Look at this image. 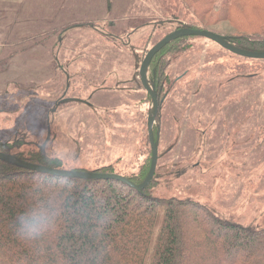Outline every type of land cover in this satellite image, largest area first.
I'll return each instance as SVG.
<instances>
[{"label":"rangeland","instance_id":"rangeland-1","mask_svg":"<svg viewBox=\"0 0 264 264\" xmlns=\"http://www.w3.org/2000/svg\"><path fill=\"white\" fill-rule=\"evenodd\" d=\"M86 1L88 9L99 1L106 4ZM112 1L113 11L86 10L84 20L71 12L64 26L82 20L80 25L53 29L55 43L49 45L56 54L43 53L53 57L57 70L51 90L37 91L30 75L16 77L0 61L1 140L32 142L53 157L60 152L65 170L93 172L112 164V173L128 175L149 160L151 107L147 116V104L135 97L133 82L141 52L179 24L197 21L190 14L180 22L169 18L168 5L160 0ZM200 27L219 34L233 31L226 20ZM71 29L86 34L72 32L70 40H58ZM79 35L84 36L81 43L73 39ZM188 44L187 52L172 59L168 73L173 87L163 100L160 122H153L160 132L150 193L162 206L172 197L188 198L221 219L264 229V59L238 56L205 37ZM32 46L25 45L26 62L33 61ZM39 46L45 51L48 44ZM69 52L88 68L73 84L64 79L73 71ZM75 96L88 104L62 105L61 100ZM162 218L163 207L156 229Z\"/></svg>","mask_w":264,"mask_h":264},{"label":"trees","instance_id":"trees-1","mask_svg":"<svg viewBox=\"0 0 264 264\" xmlns=\"http://www.w3.org/2000/svg\"><path fill=\"white\" fill-rule=\"evenodd\" d=\"M160 1L168 5L167 16L177 22L189 14L196 17L197 22L177 27L201 28V23L226 20L233 31L222 35L231 45L264 51V0ZM151 37L149 33L146 44ZM194 38L199 37L184 36L168 42L149 62L147 78L157 94L158 122L163 100L173 87L168 73L172 59L187 52L189 40ZM144 48L142 59L149 49ZM133 82L138 90L135 97L140 104H147L148 116L151 97L139 77ZM158 122L153 134L159 139ZM0 151L63 169L62 161L47 154L41 145L22 139H0ZM150 163L151 147L149 160L140 163L136 172L123 176L140 184ZM112 169L108 164L95 171L112 173ZM153 178L144 188L136 189L113 179L62 177L0 159V264H264V229L221 219L188 198L172 197L162 206L150 193ZM37 197H54L59 211L48 230L29 239L20 234L17 218ZM162 207V222L156 229Z\"/></svg>","mask_w":264,"mask_h":264},{"label":"crops","instance_id":"crops-1","mask_svg":"<svg viewBox=\"0 0 264 264\" xmlns=\"http://www.w3.org/2000/svg\"><path fill=\"white\" fill-rule=\"evenodd\" d=\"M112 2V0H106L104 5L102 1H99L98 5H91L90 9H88L86 0H0V61H4L1 67H10L11 73L16 77L25 74L30 75L32 84L37 88V91L42 90L43 87L51 90L53 77L57 70L54 71L56 66L52 64L53 57L47 58L43 53L51 52L52 55L56 54L53 53L55 48L49 45L50 43H55V41H51L52 32H56L53 29L71 28L77 23L80 25L82 20H77L78 22L75 21L64 26V21L69 19L68 17H72L71 12H75L74 14L79 13L77 15H81L84 20L87 19L85 15L87 11H113ZM82 12L84 13L80 14ZM66 31H64L63 36L59 37V41H67L72 38V36H67V34L72 33L73 29ZM73 34H86V31L84 33L77 31L73 32ZM81 38L83 40L84 36L74 37L73 39L81 43ZM41 43L48 44L47 50L42 51L39 49ZM26 44L33 45L31 51L33 55L31 56L32 62H26L29 60L25 49ZM78 54L81 57H85L81 51ZM74 58L77 59L75 53L69 52L67 59L72 62L73 71L70 72V77L64 76L65 80H72V84L77 80L78 76L82 77L85 70L88 71L86 62L76 63ZM41 60H47V62H42ZM72 77L73 79H71ZM9 81L11 82L12 80ZM22 81L16 83L23 84L24 82ZM77 85L80 86V84ZM65 100L67 103L82 104L86 102L78 96L65 98ZM76 100H79V102ZM64 104L66 103L62 105ZM86 104L88 103L86 102Z\"/></svg>","mask_w":264,"mask_h":264},{"label":"water","instance_id":"water-1","mask_svg":"<svg viewBox=\"0 0 264 264\" xmlns=\"http://www.w3.org/2000/svg\"><path fill=\"white\" fill-rule=\"evenodd\" d=\"M184 36H198V37H205L222 48L228 50L229 52L233 54H237L238 56L251 58V59H264V51H248L244 50L238 47H235L231 45L224 37V35L215 33L213 31H209L202 28H190L186 26H180L176 29L172 30L165 36H163L161 39H159L155 44H153L148 51L146 52L145 56L143 57L141 64L139 66L138 71V77L140 79V82L142 86L147 90L151 97V111L150 115L147 119V128H148V137H149V143L151 147V163L149 172L145 178V180L140 184H134L129 179L124 177L123 175H118L115 173H108V172H85L80 170H65V169H56L51 167H46L43 165L31 163L28 161H25L15 155L4 153L0 151V159L3 161L10 162L14 165L33 170V171H39V169H52V171H39L44 173H50L57 176L62 177H80V178H94V179H113L117 181H121L123 183H126L127 185L134 187L136 189H142L144 188L153 178L155 174L157 159H158V135L155 137L153 134V122H155V118L159 109V102L157 100V94L155 93L152 86L149 85V80L147 78V70L148 65L152 57L168 42L184 37Z\"/></svg>","mask_w":264,"mask_h":264},{"label":"clouds","instance_id":"clouds-1","mask_svg":"<svg viewBox=\"0 0 264 264\" xmlns=\"http://www.w3.org/2000/svg\"><path fill=\"white\" fill-rule=\"evenodd\" d=\"M56 159L63 160V154L58 152ZM39 171H52V169H39ZM59 205L54 197L41 199L37 197L36 202L17 218L20 234L33 239L48 230L55 222L58 215Z\"/></svg>","mask_w":264,"mask_h":264}]
</instances>
